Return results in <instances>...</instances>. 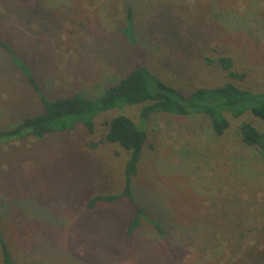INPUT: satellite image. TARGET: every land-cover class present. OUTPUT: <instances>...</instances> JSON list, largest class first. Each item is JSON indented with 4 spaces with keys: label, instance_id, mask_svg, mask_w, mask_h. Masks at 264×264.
Segmentation results:
<instances>
[{
    "label": "rangeland",
    "instance_id": "374dc122",
    "mask_svg": "<svg viewBox=\"0 0 264 264\" xmlns=\"http://www.w3.org/2000/svg\"><path fill=\"white\" fill-rule=\"evenodd\" d=\"M128 6L135 48L123 32ZM0 37L50 98L97 97L138 62L184 91L229 81L264 91V0H0ZM223 55L243 77L227 74L217 63ZM40 106L0 46V128ZM140 108L98 114L93 132L77 123L0 141V223L15 261L264 264V159L239 134L245 120L264 129L250 112L228 113L222 135L201 113L159 112L146 121L132 189L161 229L142 217L127 236L134 214L127 198L89 206L91 197L124 186L129 152L100 141L104 121L125 113L140 123Z\"/></svg>",
    "mask_w": 264,
    "mask_h": 264
},
{
    "label": "trees",
    "instance_id": "16d2710c",
    "mask_svg": "<svg viewBox=\"0 0 264 264\" xmlns=\"http://www.w3.org/2000/svg\"><path fill=\"white\" fill-rule=\"evenodd\" d=\"M126 10L127 19L123 32L135 48L133 12L130 6ZM0 46L8 52L12 63L26 77L41 104L39 111L24 116L16 125L0 128V141L23 140L29 136L41 138L50 133L73 129L77 123L84 124L90 132H93L94 119L98 114L127 105L141 106L140 123H136L125 113H118L104 121L106 131L102 134L100 141L119 144L129 152L124 169V186L118 193L97 194L89 200V206L94 207L98 201L113 202L120 198H127L134 210L126 229L127 236H131L142 217L161 229L159 222L149 217L137 202L132 189V182L137 174L142 151L148 139L144 124L152 114L159 112L177 115L205 114L217 135L224 134L229 128L228 113L236 117L250 112L264 123V91L253 92L230 81L216 86H198L184 91L154 73L147 64L139 62L132 65L113 83L107 85L104 92L97 97H88L75 92L50 98L36 80L29 64L1 37ZM217 63L229 76L243 77V74L233 68V62L229 56L218 57ZM239 134L243 143L256 150L264 159V129H260L252 121L245 120L239 125ZM98 143L99 141H94L91 146L95 147ZM0 251L3 264H18L4 237L1 223Z\"/></svg>",
    "mask_w": 264,
    "mask_h": 264
},
{
    "label": "crops",
    "instance_id": "0c3cea01",
    "mask_svg": "<svg viewBox=\"0 0 264 264\" xmlns=\"http://www.w3.org/2000/svg\"><path fill=\"white\" fill-rule=\"evenodd\" d=\"M33 89V88H32ZM40 108V107H39Z\"/></svg>",
    "mask_w": 264,
    "mask_h": 264
}]
</instances>
